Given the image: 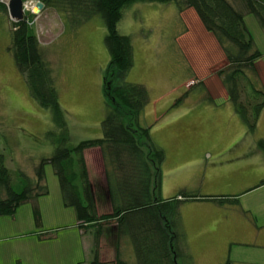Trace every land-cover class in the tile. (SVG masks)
<instances>
[{"label": "rangeland", "instance_id": "obj_1", "mask_svg": "<svg viewBox=\"0 0 264 264\" xmlns=\"http://www.w3.org/2000/svg\"><path fill=\"white\" fill-rule=\"evenodd\" d=\"M229 1L236 9L245 12V23L254 37L256 48L264 54V28L254 15L246 13L242 0ZM35 2L37 0L24 1V5H29L28 9H24V15L35 31L43 47L44 58L52 69L59 102L66 113L69 144L101 138L102 122L109 102L105 84L106 79L112 77L110 55L105 44V22L101 16H96L77 26L73 19H67V16L52 8H46L41 13L35 8L32 12ZM0 3L5 4L3 0ZM182 6L180 2L137 3L123 10L118 30L130 37L134 59V66L126 76V81L142 84L149 91L150 102L141 116L140 125L150 128L153 141L166 153L165 163L161 167L159 196L164 200H181L184 197L180 192L186 191L188 195H200L203 198L233 197L247 186L246 183H252L264 175V170L248 169V176L240 174L239 177L236 174L234 151L222 152L219 157L223 159L211 156V145L202 143L198 132L189 129V125L182 121V115L189 110V103H176L189 93L185 88H194L189 102L201 107L213 104L208 99L204 85L220 89L224 87L219 76H214L222 68V61L218 65L215 63L222 58L221 46L212 34L199 42V28L195 26L198 15L192 8L180 11ZM13 22L9 11L0 12V159H3L11 173L14 189L20 192L24 189L26 179L36 183V167L42 159L54 155L61 132L55 128L50 110L42 107L31 96L25 78L9 51ZM191 35L195 37L189 42ZM258 63V85L264 88V55ZM203 64L212 65L208 75L211 81L205 84L201 82L200 85L193 78L194 71ZM222 101L218 97L215 102L222 104ZM174 104L178 120L163 127L168 116L163 118L157 115L156 106L170 109ZM149 108L152 110L149 111ZM128 121L131 122L130 119ZM136 127L133 126V129ZM262 135L257 129L250 136L258 141L264 139ZM186 142L195 146L190 152L195 151L189 156V164H183L184 159H180L177 152L178 143ZM209 146L211 149H208ZM224 153H227V158H224ZM85 158L91 181L95 188H103L105 194V167L100 150H87ZM153 173L157 175L155 170ZM263 182L264 179L251 189L263 187ZM43 184L48 189L47 195L22 204L14 216L0 218V264H91L94 232L84 233L80 230L76 211L64 206L59 179L51 164L45 166ZM255 196L258 197V205L264 204V189L252 197ZM3 197H6L5 193ZM103 198L97 200L98 212L108 214L111 206L108 198ZM36 208L40 212V223L35 219ZM238 209L236 206L225 207L223 214L228 216ZM259 209V218H244V214L243 218H226L229 221L251 223L256 228L255 233L249 235L241 229L228 238H218L216 253H203L207 247L197 248L198 253H193L192 234L189 224L186 226L189 212L181 205L177 217L180 219V232L184 235L182 250L194 258L195 264L198 261L199 264H227L228 260L230 264H264V218H260L264 216V206ZM114 224L110 222L106 236L101 238V264H116L117 261ZM120 258L135 264V252L129 239L121 242Z\"/></svg>", "mask_w": 264, "mask_h": 264}, {"label": "trees", "instance_id": "obj_2", "mask_svg": "<svg viewBox=\"0 0 264 264\" xmlns=\"http://www.w3.org/2000/svg\"><path fill=\"white\" fill-rule=\"evenodd\" d=\"M37 1L44 3V9L52 8L67 16V19H73L77 26L96 16L103 18L107 28L105 44L111 60L109 69L112 70V77L106 79L105 84L109 97L108 109L102 122L101 138L70 145L66 113L60 105L55 78L44 58L43 47L28 24L27 17L19 23L13 22L9 51L25 78L31 96L42 107L50 110L52 122L61 133L54 155L42 159L36 167V183L26 179L24 189L20 192L14 189L11 173L3 159H0V218L14 216L22 204L48 194L43 182L45 166L51 164L59 179L64 206L76 211L80 230L84 233L94 232L91 264H101V238L106 236L110 222L115 223L116 229V264H129L120 258L123 239L131 241L135 264H195L194 258L182 250L184 235L180 232L177 214L185 200L198 198L184 191L180 193L184 197L181 200H164L159 196L161 167L166 153L153 141L150 128L140 125L141 116L150 102L149 91L142 84L126 81V76L134 66L133 47L130 37L119 32L118 24L123 10L137 3L180 2L183 4L180 11L194 9L225 54V65L217 71V75L236 114L245 124L247 133L254 135L264 110V88L258 85L257 65L264 54L256 48L254 37L245 23V12L236 9L229 0ZM241 2L246 13L254 15L264 28V0ZM0 12L8 13L3 3H0ZM186 96H182L176 104L182 103ZM208 99L213 102L210 95ZM133 126L137 127L133 129ZM257 147L264 154V139L257 141ZM91 149H99L103 158L105 194L103 188H95L89 176L85 152ZM154 170L157 175L153 173ZM3 193L6 197H3ZM103 196L108 198L111 206L108 214L98 212L97 200ZM200 199L217 201L222 206L238 204V200L224 197ZM34 214L36 222L40 223L41 216L37 208ZM227 264H230L229 260Z\"/></svg>", "mask_w": 264, "mask_h": 264}, {"label": "crops", "instance_id": "obj_3", "mask_svg": "<svg viewBox=\"0 0 264 264\" xmlns=\"http://www.w3.org/2000/svg\"><path fill=\"white\" fill-rule=\"evenodd\" d=\"M195 26L199 28V30H197L200 39L199 42L204 40L205 37H210L211 34L205 29L200 19H198V22L195 23ZM194 37L195 35H191V37L189 38V42H191ZM214 40L216 41V39ZM221 51L222 58L215 63L216 65H218L222 61L223 63H221L220 66L223 67L225 65L226 57L222 49ZM203 65L201 68L199 67V69H195L196 71H194L193 79L200 82V85L201 82L205 84L206 81H211L208 75L210 74L209 69H211L212 65ZM257 65L259 69L260 63H258ZM214 76L218 75L215 74ZM219 80L221 81V79ZM204 87L205 92H207L208 95H210L213 99V104L204 105L201 107L193 106L194 102L189 101L191 100V97L194 93V88H185V90H189V93H186L187 96L184 99V105H187L189 103V110H186L182 115V121L186 125H189V129L198 132L199 139L200 141L202 140V143L211 145L212 149L210 146L208 148L213 150V154L211 153V156H215L221 159L222 157H219V155H221L222 152L234 151V154L236 156V174L239 177H241L242 174L248 176V173L246 172L248 169H250L251 171L260 170V172H262L264 170V154L259 149H257L256 138L251 137L247 133V128L240 117L236 114L234 107L229 100V96L225 87L221 89L215 87L213 88L211 86L207 87L206 85H204ZM218 97L223 99L222 104H217L215 102ZM175 106L176 105L174 104L170 109H167V107L163 108L156 106L157 115L162 116L163 118L168 116L167 122L163 124V127H165L166 124L177 122L178 117H175ZM149 109V111L152 110V108ZM149 111H146V113L150 114ZM258 129L260 134H264V110L258 123ZM186 143L187 144L178 143L177 149L180 159H184L183 164H189V156H191L195 152L194 151L193 153H190L193 149H195V146L189 145V142ZM168 149L169 148H167V150ZM248 151L250 152V154H248ZM227 157V153H224V158ZM263 179L264 175H260L252 183H246L247 186L245 184L246 187L242 188L240 193L233 197L220 196L224 198H230L231 200H238V204L236 203L235 205L222 206L218 204L217 201L200 199L203 198L200 195L196 196V198L198 199L192 201H184V203L182 204L183 209L189 212V215L186 216V218H189L186 226H188L189 224V232L192 234L191 241L193 244L191 245V248L194 249L193 253H198L196 249H202V247H207V249L205 250V252L203 251V253H216V248L219 247L216 246L218 238H228V236H231L235 231L237 232L242 229V231L247 232L249 235H252V233L256 232L255 226H253L249 222L242 223V221L240 220L229 221L226 218H243L242 214L245 215L244 218H259V208H262L264 204L258 205V197L252 196L255 195V193H257L258 191L264 189V186L254 190H252L251 188L257 186ZM163 182L162 188L164 186ZM186 193L189 194L188 192ZM165 199L167 200V198ZM229 206H236L239 207V209L233 214L227 216L226 213L223 214V209ZM262 213L264 214V211ZM260 218H264V216H261ZM210 230H213V232H211ZM229 232H231V234H228Z\"/></svg>", "mask_w": 264, "mask_h": 264}, {"label": "water", "instance_id": "obj_4", "mask_svg": "<svg viewBox=\"0 0 264 264\" xmlns=\"http://www.w3.org/2000/svg\"><path fill=\"white\" fill-rule=\"evenodd\" d=\"M8 11L11 19L19 23L24 20V1L23 0H10L8 3ZM45 5L43 2L38 1L36 4V9L38 10V13H41L42 10H44Z\"/></svg>", "mask_w": 264, "mask_h": 264}, {"label": "built area", "instance_id": "obj_5", "mask_svg": "<svg viewBox=\"0 0 264 264\" xmlns=\"http://www.w3.org/2000/svg\"><path fill=\"white\" fill-rule=\"evenodd\" d=\"M4 2H5V4H8V2H9V0H3ZM35 5L33 6L34 8H36V4H37V2H35L34 3ZM29 8V5H24V9L26 10V9H28ZM35 9H33L32 8V12L34 11ZM35 14V13H34Z\"/></svg>", "mask_w": 264, "mask_h": 264}, {"label": "bare ground", "instance_id": "obj_6", "mask_svg": "<svg viewBox=\"0 0 264 264\" xmlns=\"http://www.w3.org/2000/svg\"><path fill=\"white\" fill-rule=\"evenodd\" d=\"M34 9H35V8H34ZM34 11H35V10H34ZM34 11H33V12H34Z\"/></svg>", "mask_w": 264, "mask_h": 264}]
</instances>
